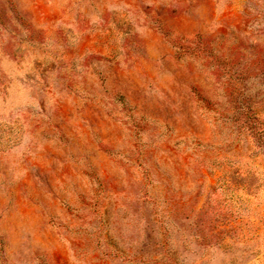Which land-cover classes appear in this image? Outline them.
Listing matches in <instances>:
<instances>
[{"label":"rangeland","instance_id":"rangeland-1","mask_svg":"<svg viewBox=\"0 0 264 264\" xmlns=\"http://www.w3.org/2000/svg\"><path fill=\"white\" fill-rule=\"evenodd\" d=\"M0 264H264V0H0Z\"/></svg>","mask_w":264,"mask_h":264}]
</instances>
